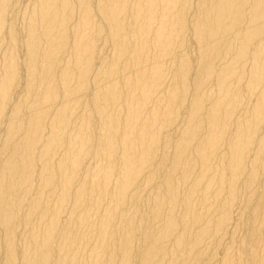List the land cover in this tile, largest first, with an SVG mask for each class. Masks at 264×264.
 I'll list each match as a JSON object with an SVG mask.
<instances>
[{
	"label": "bare ground",
	"instance_id": "bare-ground-1",
	"mask_svg": "<svg viewBox=\"0 0 264 264\" xmlns=\"http://www.w3.org/2000/svg\"><path fill=\"white\" fill-rule=\"evenodd\" d=\"M0 264H264V0H0Z\"/></svg>",
	"mask_w": 264,
	"mask_h": 264
}]
</instances>
